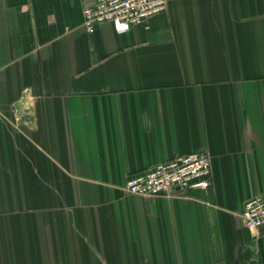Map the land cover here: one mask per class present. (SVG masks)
I'll return each instance as SVG.
<instances>
[{
  "label": "crops",
  "instance_id": "crops-1",
  "mask_svg": "<svg viewBox=\"0 0 264 264\" xmlns=\"http://www.w3.org/2000/svg\"><path fill=\"white\" fill-rule=\"evenodd\" d=\"M97 0H0V264H264V0H169L120 35ZM198 152L212 185L130 175Z\"/></svg>",
  "mask_w": 264,
  "mask_h": 264
},
{
  "label": "built area",
  "instance_id": "built-area-1",
  "mask_svg": "<svg viewBox=\"0 0 264 264\" xmlns=\"http://www.w3.org/2000/svg\"><path fill=\"white\" fill-rule=\"evenodd\" d=\"M169 0H97L83 9L84 27L111 23L123 35L167 9ZM212 185V158L208 152L181 155L161 162L145 172L130 175L125 191L141 197H171L192 190H207ZM244 226L252 233L264 232V194L252 197L241 214Z\"/></svg>",
  "mask_w": 264,
  "mask_h": 264
}]
</instances>
